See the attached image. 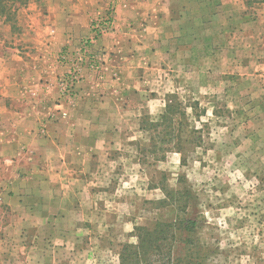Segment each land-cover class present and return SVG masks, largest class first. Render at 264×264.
I'll list each match as a JSON object with an SVG mask.
<instances>
[{"label":"crops","instance_id":"1","mask_svg":"<svg viewBox=\"0 0 264 264\" xmlns=\"http://www.w3.org/2000/svg\"><path fill=\"white\" fill-rule=\"evenodd\" d=\"M98 1H30L12 53L0 55V264H52L78 249L77 231L106 230L112 159L129 156L142 132L144 91L148 112L159 114L185 83L196 92L199 80V92L213 95L221 90L212 84L236 80L223 93L258 94L264 108V6L251 21L239 0H114L112 30L95 36L90 19L111 0ZM254 25L248 45H230L229 30L236 39ZM84 41L101 71L83 65L73 97L58 105L70 70L59 54Z\"/></svg>","mask_w":264,"mask_h":264},{"label":"rangeland","instance_id":"2","mask_svg":"<svg viewBox=\"0 0 264 264\" xmlns=\"http://www.w3.org/2000/svg\"><path fill=\"white\" fill-rule=\"evenodd\" d=\"M37 1L31 0L34 4ZM101 3L99 0L97 5ZM263 3L264 0H239L237 4L246 18L255 21L263 16L259 13ZM114 8V0L97 8L89 29L94 21L111 16ZM18 12L12 23L0 19V55H10L13 43L22 34L24 21ZM207 32L214 34L218 30L211 28ZM235 32L228 31L232 46L242 37L240 43L248 45L252 41L250 34L260 31L254 25L232 39ZM218 73H213L214 80H219L215 77ZM197 82L196 92L185 83L178 94L167 93L159 114L148 112L150 92L144 91L142 132L136 133L137 138L127 145L129 156L112 159L115 170L108 189L115 196L102 200L100 215L106 230L95 229L91 236L84 230L77 231L71 240L78 249L52 259V264H120L123 246L138 243V227L152 228L157 221L177 217L195 220L185 245L198 264H264L263 105L258 102V94L223 93L222 88L227 83L233 86L236 80H228L225 86L212 84L215 90H221L213 95L199 92L200 81ZM156 93L153 92L159 97ZM166 105L180 110L173 116L175 129L171 134L166 122L152 126L160 121ZM176 141L178 149L173 148ZM125 199L124 205L120 201ZM185 245L175 238L172 255L182 256L188 250ZM37 257L39 262L44 255Z\"/></svg>","mask_w":264,"mask_h":264},{"label":"trees","instance_id":"3","mask_svg":"<svg viewBox=\"0 0 264 264\" xmlns=\"http://www.w3.org/2000/svg\"><path fill=\"white\" fill-rule=\"evenodd\" d=\"M30 1L0 0V19L4 23H12L16 20L20 8L26 6ZM175 113H180V110L175 106L166 105L160 121L152 126L157 127L166 122V128H169L168 132L173 133ZM173 148H179L178 141L174 143ZM194 225L195 220L177 217L173 221H157L152 228L138 227V243L123 246L119 255L120 264H198V259L185 245L189 241V233L195 228ZM175 238H178L180 243L185 245L184 248L188 249L182 256L172 255V241Z\"/></svg>","mask_w":264,"mask_h":264},{"label":"built area","instance_id":"4","mask_svg":"<svg viewBox=\"0 0 264 264\" xmlns=\"http://www.w3.org/2000/svg\"><path fill=\"white\" fill-rule=\"evenodd\" d=\"M114 24V19L109 16L104 20H96L92 26L94 35H99L102 33L109 32L112 30ZM59 60L65 62L69 66V71L67 74L63 75L58 80L59 86V100L58 105H62L65 101L71 100L75 92V86L80 81V68L86 65L90 70L94 72H100L101 67L98 59L95 56H91L89 49L87 47V41L81 43L79 49L74 53H68L62 51L59 54ZM61 116L66 115V111L60 109Z\"/></svg>","mask_w":264,"mask_h":264}]
</instances>
